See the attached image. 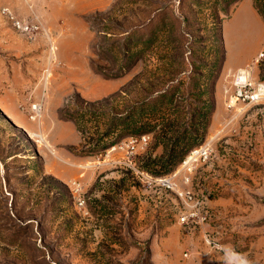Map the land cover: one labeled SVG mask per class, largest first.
<instances>
[{"label": "rangeland", "instance_id": "rangeland-1", "mask_svg": "<svg viewBox=\"0 0 264 264\" xmlns=\"http://www.w3.org/2000/svg\"><path fill=\"white\" fill-rule=\"evenodd\" d=\"M263 5L0 0V96L14 119L0 111V264H228L203 235L264 264V101L232 97L239 71L264 80ZM9 13L37 29L15 27ZM215 17L224 60L212 88L197 93L188 71L204 62L209 41H201L212 34L204 22ZM154 36L143 60L129 57V50L140 53L142 37ZM176 46L184 60L166 62L165 51ZM151 89L166 105L136 112V125L147 122L144 144L131 148L130 137L142 135L130 136L136 133L122 125L84 148L97 123L104 130ZM76 94L103 103L68 110ZM169 95L183 104L170 106ZM210 96L207 126L189 124ZM167 124L169 133L186 129V142L164 170L154 159L164 152ZM200 148L205 158L189 157ZM198 208L207 212L203 221Z\"/></svg>", "mask_w": 264, "mask_h": 264}, {"label": "trees", "instance_id": "trees-1", "mask_svg": "<svg viewBox=\"0 0 264 264\" xmlns=\"http://www.w3.org/2000/svg\"><path fill=\"white\" fill-rule=\"evenodd\" d=\"M256 1H260V0H254ZM264 6V5H263ZM259 12L264 15V7H260L257 6ZM226 13V12H225ZM217 19V21L212 22L211 24L204 22V26L208 27L209 25H211V27L206 28L209 29L212 34L210 35V37L208 39H203L201 42L203 44H207L208 41V50L205 51L206 57L203 56L201 57L203 59L204 62H198V65H195V68H191L188 72L190 73V82L193 84L192 89L198 90L197 93H203L209 88H212V84L214 82V77L216 75V72L218 70V67L222 64L223 60H224V48H223V43H222V35H221V28H220V21L218 20L217 17H215ZM150 21V19L148 18L147 21L145 20L144 23H142L141 25L143 26L144 24H147ZM155 41V36L151 39V37H147V38H141L140 42H137V45H142V48L140 49V53H133V51L129 50L130 54L129 57H133V58H138V59H142L146 57V50L148 48L151 47V45H153V42ZM211 41V43H210ZM168 42V40H167ZM165 46H167V44H165ZM184 48H182V46H176L173 47L171 49H167L168 53L165 51V55H164V60L167 62H172L174 61V56H181V58L177 61L178 63H180V61L184 60L185 55L183 53ZM128 51H125V56L127 57V53ZM135 52V51H134ZM176 62V61H175ZM194 65V63H193ZM192 66V65H191ZM122 70H124V66L121 67ZM122 73V71H120V74ZM119 73H116L114 75H118ZM119 74V75H120ZM112 76V75H111ZM136 79H138L136 77ZM189 85V84H188ZM152 87V86H151ZM152 90V89H151ZM176 90V89H175ZM149 91V90H148ZM158 91V90H157ZM167 91H169V87L167 88ZM166 91V93H167ZM123 93L126 94L125 91H121ZM159 92V91H158ZM162 95H165V91H162ZM152 94V95H151ZM151 95V97H149ZM146 97V98H145ZM140 104L137 103L136 105L131 106L124 114L121 115V117L119 119L115 117H113L112 120H110V123L105 126L104 130L100 131L99 130V124L97 123V125L95 126V132L89 137V141L85 140L84 138V148L90 149V147L94 148L97 146V143L100 141V139L105 138L106 136H108L112 131H116L118 130L119 127H121L122 125H126L127 127H121L122 131H126L128 130L129 132L134 131L136 133V135H130V136H140L143 135L146 128H148L147 122L145 123L144 126L140 125H136L137 120L136 115L139 112L148 107V108H152L153 110H161L164 108L165 102L164 100L161 101V103H159L158 105V96L156 93V90H152L151 93H149V95L145 96ZM175 98V101H174ZM176 97H173L171 95H169V97L167 99H165V101L167 102L168 100V104L170 106H173V104L175 106H180V104H183L182 99L180 100H176ZM105 103H107L109 100L108 99H104L102 100ZM83 103L85 105H87L88 107L90 106H95V105H102L103 102L101 101H97V102H88L85 101L80 95L76 94L71 100L70 103L67 105L68 110L72 109L73 104H75V107L78 106L79 108H82L81 106H83ZM81 105V106H80ZM170 106H168L167 108H169ZM213 106V101L211 96L208 97L207 99H205L201 104H200V110L198 117H193L191 116L188 120L189 124H193V122H196V125L198 124H203L205 127L207 126L208 123V116L210 114V111L212 109ZM139 109V110H138ZM64 112V118L66 119H72L73 120V116L69 115V112H67V110L65 109ZM97 111H94V114ZM137 112V113H136ZM67 113V114H66ZM96 114H101L100 113H96ZM118 120H120L118 122ZM169 120V117H168ZM197 120V121H196ZM120 123V124H119ZM129 124V125H128ZM131 124V125H130ZM150 124V123H148ZM150 126V125H149ZM165 129V131L162 132L160 138H162L160 141V143L162 144V146L164 147L163 149V154L162 156H159L158 158L154 159V161H158L161 164H163L164 166V170H169L172 166H174V164H176L179 161V158L182 156V154L185 152V144H181V141H185L186 142V136L184 134V132H186V129H183L182 131L175 130V131H171L172 133H169L168 130L169 129V124H167L166 126L163 127ZM167 129V130H166ZM79 130V129H78ZM80 131H82L80 129ZM169 133V134H168ZM157 138V136H156ZM92 143V145H91Z\"/></svg>", "mask_w": 264, "mask_h": 264}, {"label": "built area", "instance_id": "built-area-1", "mask_svg": "<svg viewBox=\"0 0 264 264\" xmlns=\"http://www.w3.org/2000/svg\"><path fill=\"white\" fill-rule=\"evenodd\" d=\"M10 14V18L14 24L15 27L20 28L22 30H26L27 32H30L32 30L37 29V23H22L19 19L15 18L12 13ZM264 55L261 54V56ZM233 86H234V92L232 94V97L235 101H243V102H254V101H264V80L262 81H256L252 80L247 71L241 70L237 74H235L233 79ZM231 97V98H232ZM33 111L37 110L36 105H32L31 107ZM130 147H134L137 143H145V136H140V139H134L130 137ZM191 156H198V158H205L206 157V151L203 148L195 149L191 152ZM183 164H186V161H183ZM163 180V179H161ZM164 182V181H162ZM165 182L171 186V183L169 180H165ZM199 208H202L200 201H196ZM198 208V210L195 212L196 215L199 217V221H203L206 219L207 212L201 211ZM203 209V208H202ZM185 223H187L188 217H184ZM189 220V219H188ZM192 221V220H191ZM204 241L210 245L215 251L220 252V254L223 256V258L226 260L228 264H250L247 257L242 254L240 251L229 248L224 249L222 245L217 241L212 239L209 235H203Z\"/></svg>", "mask_w": 264, "mask_h": 264}, {"label": "crops", "instance_id": "crops-1", "mask_svg": "<svg viewBox=\"0 0 264 264\" xmlns=\"http://www.w3.org/2000/svg\"><path fill=\"white\" fill-rule=\"evenodd\" d=\"M0 111L3 112L7 117H9L10 119L14 121L11 114H9L10 111L12 112L11 105L10 103H8L7 99L6 98L4 99L2 96H0ZM190 262L193 263V260L191 259Z\"/></svg>", "mask_w": 264, "mask_h": 264}]
</instances>
